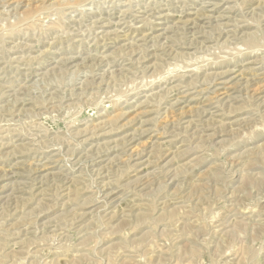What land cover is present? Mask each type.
Instances as JSON below:
<instances>
[{
  "label": "rangeland",
  "instance_id": "1",
  "mask_svg": "<svg viewBox=\"0 0 264 264\" xmlns=\"http://www.w3.org/2000/svg\"><path fill=\"white\" fill-rule=\"evenodd\" d=\"M0 264H264V0H0Z\"/></svg>",
  "mask_w": 264,
  "mask_h": 264
}]
</instances>
